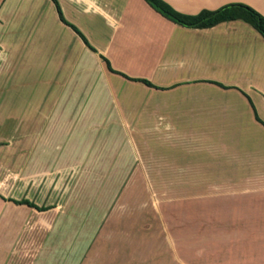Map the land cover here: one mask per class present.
Returning a JSON list of instances; mask_svg holds the SVG:
<instances>
[{
  "label": "crops",
  "instance_id": "1",
  "mask_svg": "<svg viewBox=\"0 0 264 264\" xmlns=\"http://www.w3.org/2000/svg\"><path fill=\"white\" fill-rule=\"evenodd\" d=\"M164 1L186 15L239 3L264 16V0ZM237 111L250 118L245 126L210 128ZM13 123L21 148L49 142L56 163L88 158L97 141L99 158L105 145L140 153L157 180H178L165 163L156 165L160 158L188 156L186 165L204 158L201 179L263 182L264 37L239 19L187 28L145 0H0V146H9ZM199 124L209 131L196 130ZM250 128L262 136H243ZM200 198L203 221L189 249L185 238L168 235L169 226L139 220L135 208L50 206V225L74 230L51 263L264 264V188L212 189L207 201ZM93 211L104 214L100 222ZM28 247L21 246V264L33 263Z\"/></svg>",
  "mask_w": 264,
  "mask_h": 264
},
{
  "label": "rangeland",
  "instance_id": "2",
  "mask_svg": "<svg viewBox=\"0 0 264 264\" xmlns=\"http://www.w3.org/2000/svg\"><path fill=\"white\" fill-rule=\"evenodd\" d=\"M231 92L235 93L237 90ZM240 112L228 115L230 117L226 116L228 118L216 117L208 124L214 121L210 124L211 129L218 127V131L221 129L234 131L238 125L245 126L250 120L246 115L239 114ZM201 126L197 125L196 130L209 131V127ZM9 128L10 131L6 134V143L9 146H0V238H6V243L0 244V264H6L4 259L7 258H15L21 264L23 255L21 246L25 243L29 245L27 253L32 254L26 258L30 259L32 264H53L51 255L54 248L59 243L66 242V236L71 239L74 232L72 226L55 229L53 223L50 225L51 218L46 217L45 211L53 205L72 212L85 205L94 208L104 204H118L122 206L121 210L135 208L133 210L137 211L139 220L153 222L155 226L162 224H165L166 228L169 226L168 235L185 238L189 243L186 249H189L192 248L194 230L198 229L203 221V217H199L195 209V201L199 196L201 198L198 201L201 199L207 201L212 189L264 188V181L258 180L226 182L211 181L209 177L201 179L197 172L200 171L199 163H202L204 158L198 164L186 165L183 162L190 161L188 156L173 160L167 156L160 158L156 165L162 166V163H165L164 167L169 172L167 176H175L178 180H157L155 175H151L152 170L147 167L145 158L140 153H137L135 158L133 152L123 155L122 150H112L105 145L103 148L105 157L99 158L95 153L97 141L93 146L95 149L90 148L88 158L78 156L74 163H56L50 158L49 142H45L41 149L33 146L23 149L21 148L23 139L20 137L17 141V123L10 124ZM251 128L250 134L243 133V136L250 135L249 138L253 139L262 136L256 132L253 135ZM128 135L130 136L125 138L126 146H129V138L132 141L131 134ZM216 135L217 133L214 136ZM196 136L206 138L208 134L197 133ZM162 143L164 144L163 140ZM78 150L77 153L80 155ZM122 156L126 159L131 158L135 163L127 164ZM151 166L153 165H149ZM24 200L33 206L19 203ZM61 207L58 212L63 211ZM97 212L91 215L94 214L96 218L94 220L100 222L104 214L99 218L100 213ZM18 217L21 220H18ZM159 231L160 229H154V234H159ZM31 232H35V235Z\"/></svg>",
  "mask_w": 264,
  "mask_h": 264
},
{
  "label": "trees",
  "instance_id": "3",
  "mask_svg": "<svg viewBox=\"0 0 264 264\" xmlns=\"http://www.w3.org/2000/svg\"><path fill=\"white\" fill-rule=\"evenodd\" d=\"M145 1L167 19L187 28H211L223 22L239 19L249 23L264 37V16L245 4H229L215 11L204 10L197 15H186L175 10L164 0ZM107 66L110 67L108 63ZM19 203L33 206L26 200Z\"/></svg>",
  "mask_w": 264,
  "mask_h": 264
}]
</instances>
